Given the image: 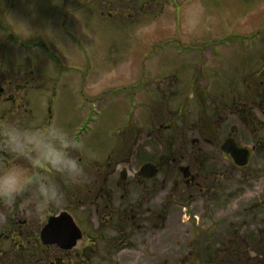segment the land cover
Instances as JSON below:
<instances>
[{
    "label": "rangeland",
    "instance_id": "obj_1",
    "mask_svg": "<svg viewBox=\"0 0 264 264\" xmlns=\"http://www.w3.org/2000/svg\"><path fill=\"white\" fill-rule=\"evenodd\" d=\"M0 22V119L55 120L100 151L89 181L66 188L85 235L55 264H163L203 241L196 227L264 232V0H0ZM232 128L255 148L246 178L219 150ZM148 161L160 171L143 180ZM220 169L229 183L214 180ZM58 212L15 215L27 237L5 234L0 259L22 258L13 244L35 242ZM113 227L129 249L87 262L83 247L109 249Z\"/></svg>",
    "mask_w": 264,
    "mask_h": 264
},
{
    "label": "clouds",
    "instance_id": "obj_2",
    "mask_svg": "<svg viewBox=\"0 0 264 264\" xmlns=\"http://www.w3.org/2000/svg\"><path fill=\"white\" fill-rule=\"evenodd\" d=\"M0 226L20 212L45 221L63 211L66 188L89 181L100 151L58 121L31 124L0 119Z\"/></svg>",
    "mask_w": 264,
    "mask_h": 264
},
{
    "label": "flooded vegetation",
    "instance_id": "obj_3",
    "mask_svg": "<svg viewBox=\"0 0 264 264\" xmlns=\"http://www.w3.org/2000/svg\"><path fill=\"white\" fill-rule=\"evenodd\" d=\"M2 91L3 88H0V93ZM228 162L231 164L233 169L237 170V172L239 173H242L246 178V166L240 167L236 166L231 161ZM212 175L215 177L214 180L216 182H230L231 177L227 175V171L224 174V171L220 169L219 171H214ZM196 177L197 174L193 173L191 169L190 177L188 179L185 178V181L186 183L193 182ZM140 178L143 180H149L145 179L144 177ZM217 187L218 191H225L227 189L225 185V189L223 190L221 189L220 184H217ZM218 195L219 196H217V199H220L222 197L228 198L227 200L232 199V197L229 198L226 194L222 195L218 193ZM256 206L257 204L254 205V207ZM243 207L244 208L241 212L244 214L242 215V218L245 219L246 206ZM22 213L27 214V212L23 211ZM230 223V225L233 227H221L219 226V223H215L214 225L209 227H196L195 230H197L198 234H200L199 238L203 240L201 243L199 242L198 244L191 242L186 246V249L182 255H176V259H164L160 262L163 264H264V232H255L258 234V236L256 237V239H252L254 242H251L250 234L252 233H249L246 230L247 227L242 225L244 224L243 222H240L242 226L238 224L239 222L236 223L230 221ZM112 229L116 231V236L110 237V241L105 243L109 246V249H100L98 255H96L89 253V251L83 247L81 254L87 253V255L85 256L87 257V262L88 260L92 261L94 259V262L103 261L104 263H106L108 262V259H106L105 257L107 256L108 251H114V253H118L122 250L129 249L128 246L122 247L126 243L122 242L123 237H121V235H126L128 233V229L121 227H113ZM1 241L2 239L0 238V244L2 245ZM23 244V247L25 249L22 252V258L16 260L14 263H10L9 261L5 262V259L1 258L0 264H55L56 261L64 263L65 258H60L59 254L64 255L66 254V252L72 250L61 249L57 243L44 245L40 240V233L35 242H28L27 244L26 242H24ZM77 245L75 246V248L77 247ZM131 247L133 248L134 245H132ZM91 250L94 251V248H92ZM52 254L54 255V258H50L53 256ZM243 254L245 259L236 262L240 259V255ZM54 259H56V261ZM114 262L119 263L121 261L119 258H116L111 261V263Z\"/></svg>",
    "mask_w": 264,
    "mask_h": 264
},
{
    "label": "water",
    "instance_id": "obj_4",
    "mask_svg": "<svg viewBox=\"0 0 264 264\" xmlns=\"http://www.w3.org/2000/svg\"><path fill=\"white\" fill-rule=\"evenodd\" d=\"M221 150L225 156L239 166H247L252 157V149L249 146H239L233 137H227L221 144ZM184 176L188 177L190 170L188 166H182ZM158 173V167L147 162L140 166L138 174L145 178H152ZM122 179L126 178L122 174ZM82 236L81 230L72 215L62 211L59 215L51 216L42 230V240L45 244L57 243L64 249L72 248Z\"/></svg>",
    "mask_w": 264,
    "mask_h": 264
},
{
    "label": "trees",
    "instance_id": "obj_5",
    "mask_svg": "<svg viewBox=\"0 0 264 264\" xmlns=\"http://www.w3.org/2000/svg\"><path fill=\"white\" fill-rule=\"evenodd\" d=\"M43 45V44H42ZM47 51H48V53L51 55V54H53V52L50 50V49H48L47 48ZM206 117H207V115H206ZM166 127V126H165ZM169 128H171L172 129V127L171 126H169ZM170 131V130H169ZM171 132L172 131H170V135H171ZM201 132H203V131H201ZM173 134L171 135V136H173L175 133H179L177 130H173V132H172ZM204 133V132H203ZM214 133V132H213ZM174 137H176V136H174ZM178 143H180V144H182L181 142H178ZM165 145H166V143H165ZM170 148H171V145L169 146ZM200 159V158H199ZM201 160V159H200ZM204 165V162L202 163V166ZM15 217H13V218H11L10 219V221L8 222V224L6 225L7 226V229H9V231H7V230H4L5 231V233L4 234H8V235H11V234H16V232H18L19 230H20V228H17V226H15V224H14V221H12V219H14ZM3 228H4V226H3Z\"/></svg>",
    "mask_w": 264,
    "mask_h": 264
}]
</instances>
